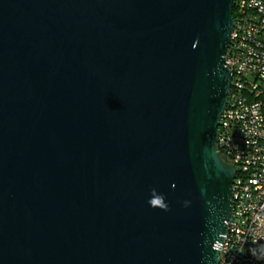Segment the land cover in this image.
Instances as JSON below:
<instances>
[{
  "label": "water",
  "instance_id": "1",
  "mask_svg": "<svg viewBox=\"0 0 264 264\" xmlns=\"http://www.w3.org/2000/svg\"><path fill=\"white\" fill-rule=\"evenodd\" d=\"M233 4L0 0V264H218Z\"/></svg>",
  "mask_w": 264,
  "mask_h": 264
},
{
  "label": "built area",
  "instance_id": "2",
  "mask_svg": "<svg viewBox=\"0 0 264 264\" xmlns=\"http://www.w3.org/2000/svg\"><path fill=\"white\" fill-rule=\"evenodd\" d=\"M225 54L231 83L216 151L234 168L218 264H264V0H234Z\"/></svg>",
  "mask_w": 264,
  "mask_h": 264
},
{
  "label": "clouds",
  "instance_id": "3",
  "mask_svg": "<svg viewBox=\"0 0 264 264\" xmlns=\"http://www.w3.org/2000/svg\"><path fill=\"white\" fill-rule=\"evenodd\" d=\"M148 203L149 205H156V204H159V206L167 211L168 210V207L167 205L163 202V197L160 196V195H157L156 192L153 190L151 192V198L148 200Z\"/></svg>",
  "mask_w": 264,
  "mask_h": 264
},
{
  "label": "trees",
  "instance_id": "4",
  "mask_svg": "<svg viewBox=\"0 0 264 264\" xmlns=\"http://www.w3.org/2000/svg\"><path fill=\"white\" fill-rule=\"evenodd\" d=\"M232 13H234V12L232 11Z\"/></svg>",
  "mask_w": 264,
  "mask_h": 264
}]
</instances>
